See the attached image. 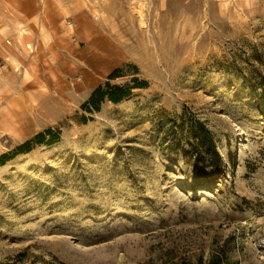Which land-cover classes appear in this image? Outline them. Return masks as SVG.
Here are the masks:
<instances>
[{"label":"rangeland","instance_id":"rangeland-1","mask_svg":"<svg viewBox=\"0 0 264 264\" xmlns=\"http://www.w3.org/2000/svg\"><path fill=\"white\" fill-rule=\"evenodd\" d=\"M48 2L35 47L0 39V264H264V0ZM107 80L129 93L83 107Z\"/></svg>","mask_w":264,"mask_h":264},{"label":"trees","instance_id":"trees-1","mask_svg":"<svg viewBox=\"0 0 264 264\" xmlns=\"http://www.w3.org/2000/svg\"><path fill=\"white\" fill-rule=\"evenodd\" d=\"M117 72V69L111 76ZM135 84L134 86H139ZM260 90L257 92L258 105L264 115V82L259 84ZM130 91L129 86L111 84L108 80L103 84L98 85L93 89L88 99L83 102L82 106L89 108L90 106L98 109L102 100L108 99L113 102L120 101ZM51 133V129H46L44 132H38L32 139L25 140L19 144L16 151H27L29 143L32 140L41 142L44 133ZM179 141L183 139L181 151L184 155L192 158L194 173L192 175V183L195 184H211L220 178L222 173V160L220 152L217 148L213 132L203 123L191 121L185 133L181 132ZM3 154L1 157H4ZM219 253H212L207 258L198 255L193 262L187 260V264H223V256ZM223 255V254H222ZM59 264H64L59 262ZM168 264H182L178 261H171ZM186 264V263H185Z\"/></svg>","mask_w":264,"mask_h":264},{"label":"crops","instance_id":"crops-1","mask_svg":"<svg viewBox=\"0 0 264 264\" xmlns=\"http://www.w3.org/2000/svg\"><path fill=\"white\" fill-rule=\"evenodd\" d=\"M41 1L45 5L53 0H0V39L12 43V48L19 46L22 40L27 42L26 46L35 47L45 31L43 23H39L44 15V12L38 13V3ZM2 45L5 48L10 46Z\"/></svg>","mask_w":264,"mask_h":264}]
</instances>
